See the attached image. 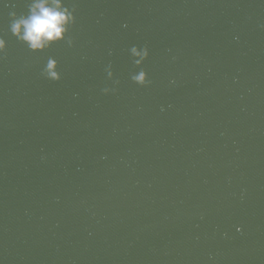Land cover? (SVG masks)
I'll list each match as a JSON object with an SVG mask.
<instances>
[{
    "label": "water",
    "instance_id": "95a60500",
    "mask_svg": "<svg viewBox=\"0 0 264 264\" xmlns=\"http://www.w3.org/2000/svg\"><path fill=\"white\" fill-rule=\"evenodd\" d=\"M31 2L0 0V264H264V0H65L43 51Z\"/></svg>",
    "mask_w": 264,
    "mask_h": 264
},
{
    "label": "clouds",
    "instance_id": "9594fccd",
    "mask_svg": "<svg viewBox=\"0 0 264 264\" xmlns=\"http://www.w3.org/2000/svg\"><path fill=\"white\" fill-rule=\"evenodd\" d=\"M16 16L15 13H13ZM76 21L75 12L67 6L65 0H32L28 6L27 14L17 16L11 23V32L17 38L26 43L32 51H43L52 46L55 42L65 41L70 45L74 44L73 39L68 35L70 26ZM7 48V41L0 38V51ZM132 54L133 63L137 66L144 64L150 55L147 45L141 47L133 45L129 49ZM111 54V53H110ZM136 57H139L137 59ZM105 71L109 78L114 76L111 64L107 65ZM44 75L52 80H60L59 62L54 58H49L43 69ZM131 79L140 85L152 83L146 69L131 74ZM119 83V81H116ZM108 93L111 88H104Z\"/></svg>",
    "mask_w": 264,
    "mask_h": 264
}]
</instances>
